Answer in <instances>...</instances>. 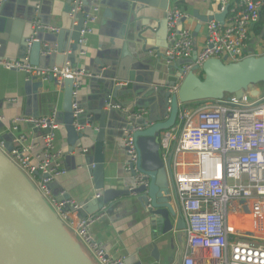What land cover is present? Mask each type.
<instances>
[{
  "label": "built area",
  "instance_id": "2783aa9c",
  "mask_svg": "<svg viewBox=\"0 0 264 264\" xmlns=\"http://www.w3.org/2000/svg\"><path fill=\"white\" fill-rule=\"evenodd\" d=\"M101 1L91 0L82 30V45L94 31ZM216 1L217 12L228 9V15L224 23L207 22L205 40L198 49L192 30L180 28L181 20L189 16L182 8L181 0H169L170 45L165 52L166 61L173 64L177 60L191 59L197 52L196 60L183 66L184 76L194 65L202 67L211 58L227 57L228 61H237L260 51L264 54V38L258 39L256 44L249 42L253 26L261 18L264 0ZM72 3L71 16L74 17L83 9L84 3L83 0H73ZM40 9L39 3L32 20L34 31L41 28L58 32V27L40 24ZM35 40L36 32L27 40L25 56L17 59L0 57V67L22 71L28 80L37 78L45 82L52 78L62 91L64 80L73 79V99L77 100L73 108L77 115L82 111L78 109L80 88L84 79L92 76L91 73L86 69H72L70 64L62 68L32 64L29 52ZM120 84L128 83L123 81ZM176 90L177 86L171 88V91ZM107 108L126 111L133 117L149 114L148 108L128 111L113 101L107 104ZM57 114L15 117L10 123L13 149H7V139L0 131V150L34 182L58 216L101 264H124V258L110 256L91 232L92 226L106 216L105 208L82 217L80 213L85 203L65 198L63 193L59 195L62 198H58L52 190L56 179L67 172L65 154L56 144V132L60 126ZM5 120L6 117L0 114V122ZM22 124L31 125L40 134L30 137L20 129ZM76 127L80 130L84 126L76 123ZM124 142L136 160V148L128 132ZM161 144L164 159L175 145L171 167L187 235L183 264H264V93L257 96L247 93L242 98L231 94L185 104L180 107L176 125L163 133ZM186 154L193 158L183 159ZM142 182L147 183L140 175L138 184Z\"/></svg>",
  "mask_w": 264,
  "mask_h": 264
},
{
  "label": "water",
  "instance_id": "95a60500",
  "mask_svg": "<svg viewBox=\"0 0 264 264\" xmlns=\"http://www.w3.org/2000/svg\"><path fill=\"white\" fill-rule=\"evenodd\" d=\"M105 1L113 12L127 16L133 7H138V3L151 5L158 3V0ZM161 1L160 7L167 10L169 0ZM1 3L0 34L5 31L7 20H13L15 16V13L6 7V1L1 0ZM83 3V9L74 17L71 16L73 3L65 10L62 28L58 32H52L58 40L49 39L45 29L37 28L33 32H36V40L30 47L32 64L41 65L43 57L50 59L54 50V61L46 66L62 68L68 61L72 69L77 68L74 58L85 51L81 38L91 0H83ZM195 14L198 12L195 11ZM106 15L113 16L112 11L108 10ZM227 15L228 9H225L220 13L215 12L203 17L196 32L193 33L194 36L197 35L202 23L211 20L224 23ZM166 24L168 25V21ZM66 37H69L71 42H68L69 39ZM27 40L28 38L23 43L25 51ZM196 58L197 52L191 59L177 60L171 65L177 68L178 75L177 80L172 81L169 86L171 88L177 86V90L171 91L170 88L160 91L161 103L157 101L148 105L149 114L141 117L130 116L126 111L116 108H107V104L112 102L110 91L113 90L114 97L117 98L121 86L116 84V81L122 80L115 77L110 79L104 75L102 69L105 66L101 61H99L101 70H87L92 75L91 84L104 85V107L88 110L78 99V109L82 111L76 115V109L73 108V104L77 103V100L73 99L74 80L70 78L64 80L63 111L57 116L59 121L63 116L62 122L67 128L68 152L70 156L75 153L77 158L79 155L87 154L89 149L92 150L89 169L94 175L96 189L103 190L99 197L85 203L80 216L85 217L102 210L118 197L136 194L147 209L150 221L157 227L153 234L154 238L158 236L166 238L176 231L178 238L185 236L187 241L186 221L179 206L171 167L175 143L164 159L161 144L163 133L176 125L180 107L185 104L220 99L231 94L238 98L247 93L257 96L260 93L257 85L264 83V54H252L237 61H228L227 57L211 58L202 67L194 65L184 76L183 66L193 63ZM201 73H204L203 78L200 77ZM135 78L139 81L144 80L140 74ZM76 123L83 125V129H77ZM89 128L93 129L95 138H92ZM108 130H113L114 136L122 140L128 132L133 138L137 156L134 160L128 151L129 147L123 141L125 177L118 176L120 180L114 178V182L111 183L113 186L106 188L104 150ZM6 147L9 151L13 149L11 138H7ZM140 175L144 176L147 183L138 184ZM116 183L122 184V187L116 186ZM0 264H101L80 237L58 216L34 182L1 150Z\"/></svg>",
  "mask_w": 264,
  "mask_h": 264
},
{
  "label": "crops",
  "instance_id": "0c3cea01",
  "mask_svg": "<svg viewBox=\"0 0 264 264\" xmlns=\"http://www.w3.org/2000/svg\"><path fill=\"white\" fill-rule=\"evenodd\" d=\"M4 1L6 7L15 13L13 20H7L5 31L0 34V57L8 59L26 55L23 43L33 35L34 26L31 19L34 18L37 4L41 5L38 15L40 24L62 28L65 10L73 2V0ZM161 3V0L155 5L138 3V7H133L127 16L113 12L104 0L100 3L99 18L93 25L94 31L89 35L87 43L82 45L85 53L74 58L77 63L76 69L99 71L101 61L105 66L102 69L104 75L110 79L115 77L122 82L127 81L128 84L116 81V84L121 86L117 98L114 97L113 90L110 94L113 102L122 104L128 111L141 107L148 108V105L157 101L161 103L160 91L170 89L171 82L177 80V68L171 66L164 56L170 45L166 24L169 7L167 10L162 9ZM181 6L189 16L181 20L180 28H189L193 33L196 32L203 17L218 11L216 0H181ZM108 10L112 11L113 16L106 15ZM195 11L198 14H195ZM206 24H201L195 36L198 49L205 40ZM47 33L52 41L58 40L52 31ZM52 51L50 59L43 57L40 66H46L54 61L55 51ZM66 64L70 62L66 61ZM138 74L143 76V81L136 80ZM40 82L42 81L37 78L28 80L22 71L0 67V114L6 117L4 122H0V131L6 139L12 136L10 123L17 116L50 115L63 111V91L58 89L53 80L42 82L43 84ZM103 88L104 85L101 83L94 85L90 83V78L84 79L79 92L80 104L88 110L104 107ZM156 97L158 98L155 101ZM62 121L63 116L60 117V126L56 132V144L65 154L64 166L67 172L56 179L52 190L58 198H62L59 195L63 193L65 198L88 203L97 194L103 193V190L96 189L94 175L89 169L92 150H87V154L79 155L77 158L75 153L70 156L68 132ZM20 129L30 137L40 134V131L28 124H22ZM89 129L92 138H95L93 129ZM114 135L113 130H108L105 142L106 188L113 186L111 183L114 182V178L125 177L124 139ZM182 158L192 159L193 156L186 154ZM116 186L122 187V184L116 183ZM104 210L106 216L92 226L91 232L110 256L124 258V264H183V257L187 251L185 236L178 238L177 232L173 231L166 238L164 236L154 238L153 234L157 227L150 221L147 209L136 194L118 197Z\"/></svg>",
  "mask_w": 264,
  "mask_h": 264
},
{
  "label": "trees",
  "instance_id": "16d2710c",
  "mask_svg": "<svg viewBox=\"0 0 264 264\" xmlns=\"http://www.w3.org/2000/svg\"><path fill=\"white\" fill-rule=\"evenodd\" d=\"M253 35L251 36L249 42L250 44H255V42L260 39L264 38V8L262 11L261 18L257 23L252 28ZM204 73L200 74V77L203 78ZM258 89L260 90L261 93H264V83H259L257 85Z\"/></svg>",
  "mask_w": 264,
  "mask_h": 264
},
{
  "label": "rangeland",
  "instance_id": "374dc122",
  "mask_svg": "<svg viewBox=\"0 0 264 264\" xmlns=\"http://www.w3.org/2000/svg\"><path fill=\"white\" fill-rule=\"evenodd\" d=\"M256 43H257V41L255 42V44H256ZM257 51H258V50H256V52H257ZM261 52H262V51H260L259 54H261Z\"/></svg>",
  "mask_w": 264,
  "mask_h": 264
},
{
  "label": "bare ground",
  "instance_id": "6f19581e",
  "mask_svg": "<svg viewBox=\"0 0 264 264\" xmlns=\"http://www.w3.org/2000/svg\"><path fill=\"white\" fill-rule=\"evenodd\" d=\"M247 217V219H250V217L249 216H246Z\"/></svg>",
  "mask_w": 264,
  "mask_h": 264
}]
</instances>
